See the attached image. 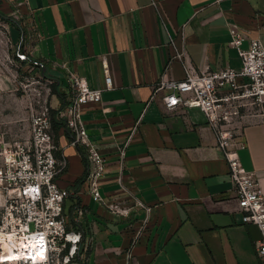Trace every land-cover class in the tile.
I'll return each mask as SVG.
<instances>
[{"label":"crops","instance_id":"obj_1","mask_svg":"<svg viewBox=\"0 0 264 264\" xmlns=\"http://www.w3.org/2000/svg\"><path fill=\"white\" fill-rule=\"evenodd\" d=\"M18 1L22 18L11 21V33L28 58L19 59L14 48L10 54L22 71L31 67L53 80L56 155L68 159L57 182L75 190L64 211L68 228L89 242L81 250L87 264H263L256 250L261 231L241 221L228 162L203 111H168L164 91L153 94L163 74L183 78L186 62L197 70L241 68L229 22L264 44V0H0V13L9 15ZM104 56L113 85L101 101L86 103L82 115L107 161L102 196L131 206L127 215L94 199L86 149L71 142L58 116L71 97L70 71L92 87H106ZM23 100L0 64V113ZM130 136L122 164L120 148ZM242 139L243 165L255 170L264 190V113L250 118Z\"/></svg>","mask_w":264,"mask_h":264},{"label":"built area","instance_id":"obj_2","mask_svg":"<svg viewBox=\"0 0 264 264\" xmlns=\"http://www.w3.org/2000/svg\"><path fill=\"white\" fill-rule=\"evenodd\" d=\"M22 4L15 2L9 15L0 13V64L22 90L29 118L28 134L18 139L17 133L15 137L5 127L6 118L0 114V264H87L88 257L81 250L85 251L89 242L83 244L82 232L68 228L64 211L65 199L75 190L57 182L68 159L65 154L56 155L50 103L53 80L31 67L20 70L10 54L14 48L19 59L28 58L26 52L17 49L11 33V21L21 22ZM229 30L230 44L242 58L241 68L227 65L197 70L186 62L185 76L163 74L154 84L153 95L164 91L162 100L168 111H203L228 162L241 204V221L255 223L261 231L256 250L264 264V190L255 170L246 169L240 156V149L246 146L242 139L246 123L264 113V44L236 22H229ZM178 56L185 60V52ZM33 64L44 66L38 60ZM103 64L105 88L92 87L84 76L69 72L71 97L58 116L69 128L71 142L86 149L88 189L94 199L115 213L127 215L131 206L107 202L102 196L100 179L107 171V161L90 137L82 115L86 103L101 101L103 90L113 85L106 56ZM131 138L120 148L122 164ZM135 203L150 210L138 198Z\"/></svg>","mask_w":264,"mask_h":264},{"label":"rangeland","instance_id":"obj_3","mask_svg":"<svg viewBox=\"0 0 264 264\" xmlns=\"http://www.w3.org/2000/svg\"><path fill=\"white\" fill-rule=\"evenodd\" d=\"M19 67L21 68V63L19 64ZM21 104V106H15L13 109L9 107V110H5L0 113L4 118H6V122H4L5 127L9 128L10 132H12L15 137V133H17L18 139H20L23 135H27L29 132V118L24 100Z\"/></svg>","mask_w":264,"mask_h":264}]
</instances>
